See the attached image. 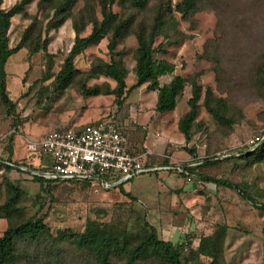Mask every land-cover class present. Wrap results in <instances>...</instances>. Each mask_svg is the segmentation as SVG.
Masks as SVG:
<instances>
[{"label":"rangeland","instance_id":"obj_1","mask_svg":"<svg viewBox=\"0 0 264 264\" xmlns=\"http://www.w3.org/2000/svg\"><path fill=\"white\" fill-rule=\"evenodd\" d=\"M20 1L4 0L2 7L9 10ZM168 1L176 7L182 0ZM162 2L149 0L144 10H138L118 0L113 10L122 16L135 14L137 23L151 24ZM98 3L77 0L72 16L56 29L50 24L54 10L47 3L39 5V0L11 19L9 45L21 48L6 65L7 89L17 104L16 114H11L0 100V207L9 197L6 180L18 185L21 194L9 213L0 208V237L10 224L41 216L52 238L59 231L83 233L88 229L125 232L132 243L148 237L146 208L124 196L119 188L106 190L97 183L62 180L41 189L33 179L34 172L48 169L50 160L42 152L28 150L27 140L36 141L61 123L74 127L77 122L116 121L124 108L136 106L134 101L140 98L146 111L155 115L158 135L168 142L162 162L184 167L209 157L236 154L249 137L264 135V0H198L195 13L183 16L174 12L169 37L160 35L156 40V46L163 45L156 56L173 63L174 75H182L187 82L176 108L165 113L154 112L157 92L146 85L120 102L110 93L116 81L100 70L102 64L114 59L127 70L128 88L136 82L138 41L134 33L118 42L114 52L109 49L112 33L108 34L75 58L77 73L69 86L63 88L57 82L75 42V24L81 29L80 36L85 37L92 31L91 21L102 20ZM171 78L165 76L161 82ZM193 83L200 85L202 94L192 137L187 141L179 122L190 110ZM94 87H100L101 93L86 94ZM208 89L213 93L214 107L220 106L218 99L224 101L219 110L223 120L205 106ZM10 161L19 168L7 170L4 165ZM151 175L136 176L126 182L127 189L136 192L137 180L144 181ZM201 175L227 177L264 203V150L248 158L204 163L192 172L191 181L185 179L195 185L187 195L190 205L185 206L181 200L168 212L167 217L176 212L179 227L172 232L157 229L159 238L187 247L182 254L184 264H210L212 258L198 250L205 237H214L222 264H264V209L253 206L236 190L204 181ZM177 177L184 175L177 173ZM145 185V181L140 184ZM51 237L46 234L33 243L20 241L21 264H98L71 241L54 242ZM114 261L128 264L122 256L114 257ZM132 264L162 263L145 258Z\"/></svg>","mask_w":264,"mask_h":264},{"label":"trees","instance_id":"obj_2","mask_svg":"<svg viewBox=\"0 0 264 264\" xmlns=\"http://www.w3.org/2000/svg\"><path fill=\"white\" fill-rule=\"evenodd\" d=\"M33 1L34 0H21L11 9L6 10L2 7L4 0H0V100L13 115L16 114L17 104L10 98V93L7 89L6 65L9 58L16 53L21 46L19 45L15 48L10 47L8 31L11 26V19L15 15L21 13L24 8ZM76 1L77 0H39V5L47 3L54 10L53 17L50 21L51 29L62 26L66 20L72 16V9ZM117 1L118 0H98L102 20L91 21L93 27L89 35L81 37V29L75 24V42L69 55L65 59L62 70L56 77L57 82H59L60 86L63 88L69 86L77 73L74 63L75 58L88 47L100 42L108 34L112 33L109 49L114 52L118 42L127 35L134 33L138 41L136 65L134 69L136 82L128 88L126 82V68L112 59L110 63H104L100 67L101 72L117 83L116 87L110 91V93L115 94L121 99L120 102H122L128 93L146 85L149 90L157 92L156 110L158 112L165 113L174 110L177 106L178 97L184 90L187 80L182 75H174L176 66L173 63L156 56L157 52H161L163 45L159 44L156 46L155 43L160 35L169 37V30L172 26L171 22L175 20L174 12L176 11L183 16L193 14L199 9L198 0H182L176 7H173L170 1L163 0L156 10L151 24H147L144 21L137 23V16L132 13L122 16L114 12L113 6ZM121 1L133 9L144 10L149 0ZM169 75L172 76L171 80L162 83L161 79ZM100 93V87H94L89 89L86 94L97 95ZM201 94L202 89L200 85L193 83V95L189 99L190 110L179 122V130L187 141L192 137V130L198 117ZM213 98L214 96L211 89H208L205 97V106L214 117L223 120L219 110L224 106L221 105L224 104V101L221 98L218 99L220 106L217 108L212 105ZM263 150L264 141L257 148L243 146L238 153L221 158V160L248 158ZM216 157L218 156L206 158L204 163H215L216 161H220V159H214ZM12 163H6L4 167L7 170L19 168V165L14 162ZM165 163H167V161H165ZM202 164L195 165L194 168L193 165H186L187 167L185 170L189 174H192V172ZM45 171L47 170H43V172ZM169 172L178 173L186 177L184 172L176 169L169 170ZM32 175L33 179L40 184L41 189H47L51 182L62 181L61 179L47 178L37 174ZM201 178L204 181H212L216 183L217 186L236 190L253 206L264 209V203H260L251 192L241 188L236 182L227 177L214 178L201 175ZM75 181L92 183L91 180ZM6 182L9 187V197L0 208L9 213L10 208L14 207L15 203L19 200L21 190L18 185H15L11 181L6 180ZM125 183H121L116 188H119V191L124 196L136 200L130 192L125 190ZM147 227L150 229V233L146 240H138L136 243H132L130 237L125 232L119 233L109 229H88L83 233H74L65 230L59 231L58 235L52 238L50 228L44 221V216L29 218L15 225L10 224L0 237V264H21V256L18 253V243L20 241H28L30 243L35 241L39 242L46 234L51 237L54 242L59 240L71 241L76 247L87 251L98 264H116L114 261V257L116 256L125 257L128 264L135 263V261L145 258H155L162 264H184L182 254L185 250H188L187 247L183 244L175 245L171 241L159 238L156 227L150 223L147 224ZM198 250L200 253L212 258L210 264H222L218 255L219 247L214 237L203 238Z\"/></svg>","mask_w":264,"mask_h":264},{"label":"built area","instance_id":"obj_3","mask_svg":"<svg viewBox=\"0 0 264 264\" xmlns=\"http://www.w3.org/2000/svg\"><path fill=\"white\" fill-rule=\"evenodd\" d=\"M263 141L264 135L257 133L249 137L244 146L257 148ZM27 145L28 150L34 153L42 152L49 158L47 171L41 172L44 177L91 180L106 190L128 182L140 174L156 170L155 167L146 164L147 153H133L129 149L128 138L121 124L114 119L87 123L79 128L65 127L52 130L41 139L27 140ZM230 155H219L214 159ZM201 163L200 161L198 164ZM165 167H168L164 168L166 170L176 169L184 172L187 179L192 180L191 174L184 166Z\"/></svg>","mask_w":264,"mask_h":264},{"label":"crops","instance_id":"obj_4","mask_svg":"<svg viewBox=\"0 0 264 264\" xmlns=\"http://www.w3.org/2000/svg\"><path fill=\"white\" fill-rule=\"evenodd\" d=\"M134 102H137L136 106L124 108L117 115L118 120L116 121L121 124L128 138L129 149L133 153H147V156H145L146 164L152 168L158 167V169L148 173L154 174L155 177L151 175L152 177L143 179L149 187H146V185L140 186L141 183L144 184V181L137 180L136 192L128 190L126 183L124 184V188L133 195L140 205L146 208L151 225L156 227V229L161 228L172 232V230L179 227L178 215H176V212H172L171 216L167 217L169 215L168 212L172 211L171 207L179 205L181 200L185 206H189L190 202L187 195H190L191 191H194L195 185L186 182L188 179L185 176L184 178H178L177 173L170 174L168 173L169 170L160 168L161 166H167L162 162L161 156L166 151L168 142H166V137L161 139V134L158 135L155 115L153 112L146 111L145 102L140 98ZM156 104L154 112H158ZM95 122L97 121L77 122L74 124V127L79 128L87 123ZM61 124L53 130L69 127L65 125L66 123ZM199 162L195 164L199 165ZM201 162L203 163L204 161L201 160ZM192 164L194 163L191 162L187 166Z\"/></svg>","mask_w":264,"mask_h":264},{"label":"water","instance_id":"obj_5","mask_svg":"<svg viewBox=\"0 0 264 264\" xmlns=\"http://www.w3.org/2000/svg\"><path fill=\"white\" fill-rule=\"evenodd\" d=\"M175 167H177V166H170V168H175ZM160 168H168V167H165V166H161ZM155 169H158V167H155ZM38 175H41V176H44V174L43 173H37Z\"/></svg>","mask_w":264,"mask_h":264}]
</instances>
